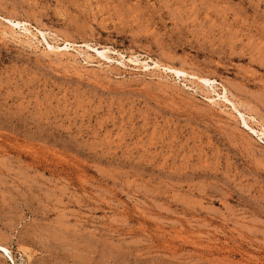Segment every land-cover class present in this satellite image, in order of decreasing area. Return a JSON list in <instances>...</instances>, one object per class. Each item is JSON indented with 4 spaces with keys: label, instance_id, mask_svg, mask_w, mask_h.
<instances>
[{
    "label": "rangeland",
    "instance_id": "rangeland-1",
    "mask_svg": "<svg viewBox=\"0 0 264 264\" xmlns=\"http://www.w3.org/2000/svg\"><path fill=\"white\" fill-rule=\"evenodd\" d=\"M262 128L264 0H0V264H264Z\"/></svg>",
    "mask_w": 264,
    "mask_h": 264
},
{
    "label": "bare ground",
    "instance_id": "bare-ground-1",
    "mask_svg": "<svg viewBox=\"0 0 264 264\" xmlns=\"http://www.w3.org/2000/svg\"><path fill=\"white\" fill-rule=\"evenodd\" d=\"M24 29L25 30H27L28 31V29H26L25 27H24ZM29 32V31H28ZM56 47V46H55ZM54 47V48H55ZM105 51V50H104ZM104 51H99L98 53L99 54H101V55H103L104 54ZM105 52H107V51H105ZM105 55V54H104ZM103 55V56H104ZM106 59H108L109 57L108 56H104ZM130 60V59H129ZM131 60H133V61H135V62H137L138 60L136 59H131ZM158 65V63H155V66H157ZM167 68H168V71L170 70V71H172V72H175V74H184L185 72H183V71H181L180 69H172V67H170V66H167ZM197 78V77H196ZM202 81H204L205 83H208V80H206V79H201ZM223 95V94H222ZM227 98V97H226ZM231 104V103H230ZM232 106V105H231ZM236 106V105H235ZM234 107V106H233ZM241 116H242V121H243V123L246 125V127L248 128H250L253 132H255L256 133V130L251 126V125H249L248 123H247V121H246V119L243 117V115L242 114H240ZM263 129V128H262ZM250 130V131H251ZM259 131V130H258ZM260 131H261V133H257V134H261V136H264V129L263 130H261L260 129ZM256 134V135H257ZM258 136V135H257ZM260 138V137H259ZM0 248H2V249H4L5 251H7V249L5 248V247H3V246H1L0 245Z\"/></svg>",
    "mask_w": 264,
    "mask_h": 264
}]
</instances>
